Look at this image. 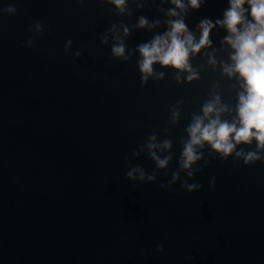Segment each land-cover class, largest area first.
I'll return each instance as SVG.
<instances>
[{"label": "water", "instance_id": "water-1", "mask_svg": "<svg viewBox=\"0 0 264 264\" xmlns=\"http://www.w3.org/2000/svg\"><path fill=\"white\" fill-rule=\"evenodd\" d=\"M182 3L125 0L120 12L112 0H0V264H264V148L253 139L225 157L205 143L180 167L193 116L218 96L221 121L238 128L244 93L224 72L234 50L215 25L229 0ZM181 17L193 43L212 21L210 44L189 52L191 71L156 62L142 80L138 45ZM120 40L123 57L112 54ZM153 134L151 151L171 156L163 169L145 147ZM250 151L260 159L245 163ZM137 165L144 181L126 177Z\"/></svg>", "mask_w": 264, "mask_h": 264}, {"label": "clouds", "instance_id": "clouds-1", "mask_svg": "<svg viewBox=\"0 0 264 264\" xmlns=\"http://www.w3.org/2000/svg\"><path fill=\"white\" fill-rule=\"evenodd\" d=\"M247 2L250 8L251 21L245 22L244 13L247 11L242 6ZM120 12L126 11L123 7L125 0H112ZM176 8L185 10L182 0H171ZM188 4L193 9L200 7V0H188ZM8 11L15 12L14 7H10ZM169 16L179 15L175 9H169ZM158 23V21L156 22ZM170 30L162 35L155 36L150 42L138 45V51L142 59L139 61V67L142 80H147L148 75L153 72L152 65L156 62L162 66H171L180 70L191 71L188 64L189 52H199L202 47L210 44L209 33L214 27L212 21L208 19L202 20L198 28L201 35L198 43H193L194 36L188 31L183 18L175 21H167ZM148 25V21L144 17L139 18L138 27L143 28ZM215 25L223 26L227 29L229 35L224 41L231 46L234 54L230 59L233 62L229 66L224 67V72L231 76L238 73L240 79L244 82V93L239 94V104L237 115L239 119V127L236 123L221 121L220 113L226 111V106L219 105V97H215L212 101L205 103L202 112L203 116H193L192 123L187 127L188 140L183 143V150L180 156L181 169H189L193 163L201 159V153L198 152L197 146L203 147L205 143L210 144L216 152L222 153L225 157L233 152L236 144H250L253 139L257 142V148H264V0H229V8L223 14V19L216 20ZM237 25H241L240 28ZM39 27V25H37ZM125 35L129 34V29L124 27ZM107 42V37L102 38V43ZM71 41H68L70 44ZM126 45L123 40L113 45L112 54L117 57H123ZM75 55L79 56L77 52ZM126 58V57H125ZM214 62V61H211ZM196 78L195 73L188 77L189 80ZM214 114V118L209 116ZM178 111H173L172 119L176 122ZM205 120L208 122L205 123ZM149 142L145 147L149 150V156L156 162L158 168L163 169L168 164L171 156H165L163 159L155 152L151 151L157 148L154 143L156 136L153 134L148 138ZM170 140H164L159 147L164 149L171 148ZM143 151V148H141ZM137 153H133L136 155ZM237 156L244 155L243 152H237ZM260 157L254 151H250L245 155V163L258 160ZM188 171L189 177H194L195 171ZM138 173L137 177L135 174ZM145 172L137 165L127 171L126 177L131 180H145ZM179 179V173L172 174V181L169 186L160 184L159 187L170 189L171 183ZM155 173L147 175V181H154ZM181 188L187 189L189 193L198 190L201 185L192 183H181ZM213 186V182H210ZM135 188L136 185L133 184ZM157 251L163 249L157 245Z\"/></svg>", "mask_w": 264, "mask_h": 264}]
</instances>
